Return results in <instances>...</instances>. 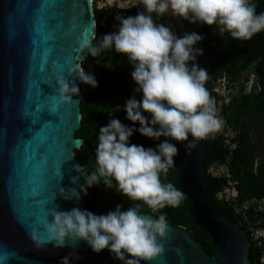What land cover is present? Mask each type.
<instances>
[{"label": "clouds", "instance_id": "1", "mask_svg": "<svg viewBox=\"0 0 264 264\" xmlns=\"http://www.w3.org/2000/svg\"><path fill=\"white\" fill-rule=\"evenodd\" d=\"M91 2L94 8V1ZM141 3L144 10L136 15H118V30L104 34L97 46L81 45L92 57L114 50L126 55L132 63L131 76L136 88L123 110L133 124L129 126L119 118H111L99 128L95 167L89 172L85 166H75L77 172L85 175L86 184L79 191L61 188L67 200L79 201L81 192L87 194L89 187L102 182L131 201L147 205L153 212L168 206L178 207L187 198L186 193L173 183L162 181L179 155L175 142L187 141L186 151H190L196 141L220 135L232 139L236 135L224 119H221L224 128L219 130L221 120L216 115L215 99L205 87L209 73L197 63L203 49L195 45L204 39L203 35L190 32L178 36L170 27L157 23L153 13L163 16L171 12L190 23L217 25L220 34L227 32L235 40H250L264 31V12L257 13L254 0H141ZM78 69L82 83L98 87L94 73L83 66ZM57 83L60 95L53 109L60 103L73 102V96L80 92L75 81L61 78ZM214 89L220 93L223 103L231 100L227 79L217 80ZM137 131L159 143L155 147L131 143L130 138ZM227 131L232 134H226ZM214 132L217 134L212 136ZM235 146L231 144V148ZM214 166L228 168L227 164H213L208 170L210 175L227 176V173L213 175ZM228 173L231 174L229 168ZM78 179L73 177V183ZM141 203L127 208L117 204L104 214L79 207L66 211L53 208L50 209L52 219L44 223L48 237L45 239L34 231L33 239L39 247L51 243L54 249L69 246V241L75 249L84 241L97 254L107 249L121 264L152 261L165 251L160 238L167 235L169 223L166 214H144ZM74 259H82L75 250L61 257L60 264H72Z\"/></svg>", "mask_w": 264, "mask_h": 264}, {"label": "water", "instance_id": "2", "mask_svg": "<svg viewBox=\"0 0 264 264\" xmlns=\"http://www.w3.org/2000/svg\"><path fill=\"white\" fill-rule=\"evenodd\" d=\"M43 2L51 17L37 11L36 0H0V264H60L73 250L82 259L72 264H121L107 249L97 254L84 241L75 249L71 241L54 249L51 243L39 247L33 239L34 231L48 237L44 223L52 219L50 209H86L83 192L79 201L61 193V188L79 191L86 184L85 175L75 169L84 166L74 156L83 143L76 136L81 90L73 102L52 106L59 99V79L75 81L80 88L81 45L90 44L96 32L91 0ZM46 58L51 77L40 85L44 102L33 104L36 77ZM56 64L60 67L55 71ZM175 143L182 160L181 190L196 223L211 235L218 257L205 250L193 231L169 224L167 235L160 238L165 251L142 264H250L246 230L207 197L208 152L203 142L196 141L190 151L187 141ZM73 177H79L76 183Z\"/></svg>", "mask_w": 264, "mask_h": 264}, {"label": "trees", "instance_id": "3", "mask_svg": "<svg viewBox=\"0 0 264 264\" xmlns=\"http://www.w3.org/2000/svg\"><path fill=\"white\" fill-rule=\"evenodd\" d=\"M254 2L257 5V13L264 12V0H254ZM140 10H144L141 0L128 6H120L117 3L98 6L94 3L96 32L89 45L97 46L104 34L118 30L119 21L116 19L118 15L134 16ZM153 17L157 23L164 21L155 13ZM175 17L180 27L178 36L190 32L203 35L204 39L197 42L195 47L203 49V55L197 57V63L209 73L205 87L215 99V107L220 111V118L224 119L227 126L236 133L232 139L220 135L202 140L208 152L204 163V171L208 179L207 197L210 203L228 219L247 229L245 213L240 212L225 198L218 200L217 195L229 187L230 180H233L238 189L237 201L264 197V150L260 146L258 136L256 138L253 136L261 132L258 125L252 126L249 123L257 116L264 122V31L255 34L250 40H235L227 32L220 34L217 25L190 23L181 17ZM80 63L85 70L94 73L99 82L98 87L95 88L82 82L80 85L81 125L76 130V136L82 138L83 143L80 148L75 149L74 154L90 172L95 167V148L99 128L106 125L111 118H119L129 126L133 124L126 119L123 105L134 94L136 83L131 76L132 63L126 55L114 50H106L100 56L92 57L88 54L87 48H84ZM221 78L227 79V86L231 92V100L226 103L221 101L220 93L214 89L216 81ZM136 95L139 98L140 94ZM117 106H120L119 110ZM136 127H139L138 123ZM130 142L145 147H155L159 143L141 135L138 131L130 138ZM233 143L236 144L234 149L231 148ZM181 162V157L178 155L175 158V165L169 169L167 175L162 176V181L171 182L180 189ZM213 164H227L231 176L210 175L208 170ZM84 201L85 208L96 214L107 213L117 204L127 208L133 203H141L131 201L114 188H107L102 182L87 189ZM141 211L156 216L166 214L169 224L193 231L195 238L205 250L218 257L217 247L211 235L204 232L196 223L188 198L178 207L168 206L156 212L141 203ZM247 232L251 241L250 264H262L260 256L263 247L258 245L250 230L247 229ZM262 242L264 243V236Z\"/></svg>", "mask_w": 264, "mask_h": 264}, {"label": "built area", "instance_id": "4", "mask_svg": "<svg viewBox=\"0 0 264 264\" xmlns=\"http://www.w3.org/2000/svg\"><path fill=\"white\" fill-rule=\"evenodd\" d=\"M212 168L213 175H221L222 173H227L228 177L231 176L228 173V168L226 166H222L220 168L214 166ZM236 182L230 180V186L221 191L218 194L219 199H227L232 204H234L240 212L245 213L244 220L247 222V229L251 231L256 239L258 245L263 247L261 249L260 261L262 262V258H264V243L262 242V236H264V197L260 198H252L245 200L243 202L237 201L238 189L236 188ZM250 214V216H249ZM249 217V220H248Z\"/></svg>", "mask_w": 264, "mask_h": 264}, {"label": "rangeland", "instance_id": "5", "mask_svg": "<svg viewBox=\"0 0 264 264\" xmlns=\"http://www.w3.org/2000/svg\"><path fill=\"white\" fill-rule=\"evenodd\" d=\"M93 1L98 6H103L105 4H113V3H117L120 6H128V5L136 2L137 0H93ZM160 17L164 19V21H162L161 23H163L166 26L170 27L176 34L179 32V30H180L179 24L175 20L176 17L173 16L171 14V12L165 13L163 16H160ZM216 115L220 118V111L218 110V108H216ZM220 120H221V118H220ZM252 120L249 121V123H251L252 126H257L258 125V129L261 132L259 135L258 134L256 135L253 132V134H254L253 136H254V138H256L258 136V139H259V142H260V146L264 150V122H263V119H261V118H259V116H257L256 118H253ZM222 125H224V123L221 120V128L219 130L224 128V126L222 127ZM252 129L255 130L254 128H252ZM217 132H214L211 135L215 136L217 134ZM228 133L232 134L229 131H227L226 134H228Z\"/></svg>", "mask_w": 264, "mask_h": 264}, {"label": "snow or ice", "instance_id": "6", "mask_svg": "<svg viewBox=\"0 0 264 264\" xmlns=\"http://www.w3.org/2000/svg\"><path fill=\"white\" fill-rule=\"evenodd\" d=\"M35 7L37 11H40L41 13L47 12L48 16H52V12L49 9V6L46 5L43 0H36ZM48 59L46 58L44 63L40 65L39 67V75L36 77V84L33 88V104H42L44 102V98H41V90L40 85L41 83H44V81H48L51 77V75L48 73L47 69ZM60 67L59 64H56L55 71Z\"/></svg>", "mask_w": 264, "mask_h": 264}, {"label": "flooded vegetation", "instance_id": "7", "mask_svg": "<svg viewBox=\"0 0 264 264\" xmlns=\"http://www.w3.org/2000/svg\"><path fill=\"white\" fill-rule=\"evenodd\" d=\"M74 156H75V154H74Z\"/></svg>", "mask_w": 264, "mask_h": 264}]
</instances>
